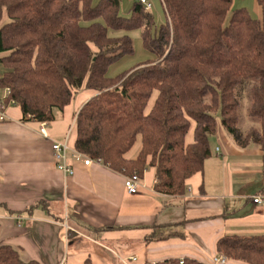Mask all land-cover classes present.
<instances>
[{
    "label": "trees",
    "instance_id": "obj_1",
    "mask_svg": "<svg viewBox=\"0 0 264 264\" xmlns=\"http://www.w3.org/2000/svg\"><path fill=\"white\" fill-rule=\"evenodd\" d=\"M162 2L166 21L158 26L136 0L127 15L122 0H0V85L23 120L37 122L55 120L80 89L95 90L77 113L75 148L125 176L154 167L155 190L182 196L212 155L217 112L238 147L264 149V0H257L261 19L233 8L234 0ZM137 30L144 59L110 75L135 54ZM246 79L257 81L250 115L261 125L243 132L237 89ZM139 136L141 150L128 158ZM217 250L228 260L264 264V233L225 235ZM0 264L41 262L1 243Z\"/></svg>",
    "mask_w": 264,
    "mask_h": 264
},
{
    "label": "crops",
    "instance_id": "obj_2",
    "mask_svg": "<svg viewBox=\"0 0 264 264\" xmlns=\"http://www.w3.org/2000/svg\"><path fill=\"white\" fill-rule=\"evenodd\" d=\"M148 1L153 14L158 3L166 15L162 0ZM134 2L122 0L123 13ZM241 7L263 16L257 0H234L233 8ZM4 70L0 63V77ZM8 92L0 85V102ZM96 93L80 89L50 122L24 121L19 106L6 108L0 118V244L41 264H146L186 257L213 264L221 237L264 233V149L240 148L223 129L210 138L212 155L204 171L188 179L182 196L155 190L154 167L134 194L125 186L126 176L103 163H76L74 175H64L52 144L73 124L75 144L77 113ZM193 139L191 131L187 142ZM256 168L262 178L250 192L243 186ZM257 196L262 202H254Z\"/></svg>",
    "mask_w": 264,
    "mask_h": 264
},
{
    "label": "rangeland",
    "instance_id": "obj_3",
    "mask_svg": "<svg viewBox=\"0 0 264 264\" xmlns=\"http://www.w3.org/2000/svg\"><path fill=\"white\" fill-rule=\"evenodd\" d=\"M158 5L155 9V12L157 13V17H155L156 19V23L158 26H160L161 24H163L166 21V15L165 12L162 10L161 8V4H156ZM125 10V8H124ZM154 12V14H155ZM124 13L127 15L129 13V9L127 11V9L124 11ZM232 14V11L229 13L228 15V19L230 18ZM156 16V14H155ZM140 30L137 31H133L132 32V38L134 41V47H135V54L128 58L126 60V62H123L122 64H117L115 66H113L110 70V75H114L115 73H117L118 71L124 69L126 66H129L131 64H133L134 62L140 61L144 59V50H143V46H142V41L140 39ZM257 84V81L255 79H246L242 85L237 89V96L240 102V107H239V113H240V122H239V127L240 129L245 132L246 130H248L250 127L252 126H256V127H260V121L259 119H257L256 117H253L250 115V108H251V89L253 88L254 85ZM216 118L218 120V128L217 131L219 129H223V131L226 133V135L229 137V139L231 141H233L231 135L227 132V130L224 129V127L221 124V115L219 112L216 113ZM217 133V132H216ZM215 133V134H216ZM214 134V135H215ZM214 135H212L211 137H213ZM142 147V138L141 136H139L136 144L133 146V148L128 152L127 157L128 158H135ZM251 147H257L259 148V146L257 145H251ZM214 149V145L212 144V150ZM257 169L256 171L252 172V174H249L246 178L247 180H251L249 183H246L243 188H245L247 191L250 192H254V190L256 188H258V180L260 178H262L259 174L256 175L257 173ZM264 175V173H263ZM143 178V177H141ZM258 191V190H257Z\"/></svg>",
    "mask_w": 264,
    "mask_h": 264
},
{
    "label": "built area",
    "instance_id": "obj_4",
    "mask_svg": "<svg viewBox=\"0 0 264 264\" xmlns=\"http://www.w3.org/2000/svg\"><path fill=\"white\" fill-rule=\"evenodd\" d=\"M142 2L147 10L152 8V3L148 0H136ZM9 91V90H8ZM14 104V101L6 102L5 100L0 102V118L5 119V111L8 105ZM75 127V124L72 125L71 129L67 133L66 137L63 140H56L52 144L54 151L56 167L58 170L64 173L66 176H72L75 173L74 165L76 163H83L86 166L92 165L94 163H102L101 159H95L90 156L85 155L84 153L78 151L74 145L70 142L71 133ZM42 133L45 136H48L45 129H42ZM142 178L136 173L132 176L125 177V186L129 193H137L140 187L142 186ZM254 202H262L261 196L254 198ZM133 260H136V256L131 257ZM228 261L227 257L224 255H217L213 259V264H226Z\"/></svg>",
    "mask_w": 264,
    "mask_h": 264
}]
</instances>
